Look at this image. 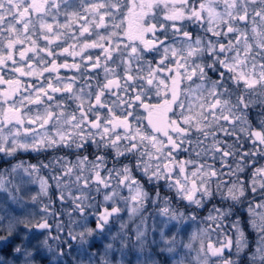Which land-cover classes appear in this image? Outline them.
I'll use <instances>...</instances> for the list:
<instances>
[{
    "label": "clouds",
    "instance_id": "obj_1",
    "mask_svg": "<svg viewBox=\"0 0 264 264\" xmlns=\"http://www.w3.org/2000/svg\"><path fill=\"white\" fill-rule=\"evenodd\" d=\"M0 264H264V0H0Z\"/></svg>",
    "mask_w": 264,
    "mask_h": 264
}]
</instances>
